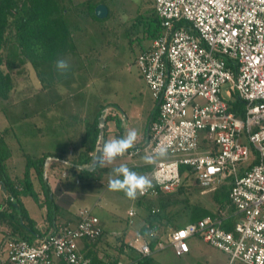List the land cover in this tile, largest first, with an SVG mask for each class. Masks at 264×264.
<instances>
[{"label": "built area", "instance_id": "obj_1", "mask_svg": "<svg viewBox=\"0 0 264 264\" xmlns=\"http://www.w3.org/2000/svg\"><path fill=\"white\" fill-rule=\"evenodd\" d=\"M151 2L160 32L135 64L155 115L146 141L123 157L143 159L166 148L167 158L144 162L154 187L139 198L174 191L184 179L182 165L189 170L186 178L201 188L213 192L227 185L229 198L212 215L171 228L156 248L171 246L182 256L190 251L188 240L199 238L223 251L226 264H264V0ZM227 82L242 102V114L220 96ZM102 113L119 116L110 105ZM127 214L135 216L132 209ZM102 234L98 217L85 207L75 222L56 224L32 242L6 238L0 252L5 250L9 264H89L78 241ZM149 242L137 233L130 244L149 256Z\"/></svg>", "mask_w": 264, "mask_h": 264}, {"label": "rangeland", "instance_id": "obj_2", "mask_svg": "<svg viewBox=\"0 0 264 264\" xmlns=\"http://www.w3.org/2000/svg\"><path fill=\"white\" fill-rule=\"evenodd\" d=\"M63 2L68 10L70 24L74 25L71 39L74 49L59 56L54 62L40 66L41 76H38L36 69L20 54L18 48H12L11 56L6 49L1 50V54L6 55L5 59L17 64L13 68L1 66L11 76V88L5 96H0V136L10 149L6 163L8 173L12 176L23 174L26 156L37 158L41 149L55 147L58 136L64 138V134L71 132L80 135L84 122L91 119L101 105L114 107L119 113V124L116 126L123 128L124 133L127 129H136L138 138L143 136L146 119L154 106L150 91L135 64L138 53L147 48L152 40L144 31V23L153 17L151 0ZM89 3L105 4L109 9L107 15L101 19L92 17ZM58 60L68 62L67 71L61 73L57 70ZM229 86L228 82L221 85L220 96L232 107L237 98L230 94ZM108 123L115 127L114 118H110ZM108 132L106 123V141L109 140ZM79 139L76 135L75 141L78 142ZM66 152L62 156L70 159L77 154L75 152L76 154L70 155L69 150ZM55 155L48 158L70 164L69 160V163L65 162ZM123 163L116 164L118 166L110 163L106 167L114 169ZM57 172L62 173L61 170ZM48 173L53 172L50 169ZM111 177L106 176L100 181L87 179L88 176L78 180L72 175L60 178L64 187L76 196L71 210L89 208L103 226L104 238L108 240L105 247L99 250V256L108 260L119 258L123 264L124 260L137 264L134 261L136 252L125 249L123 245L125 241L134 239L139 232L147 209L136 200H128L123 192L110 191L108 183ZM186 183L189 186L178 199L187 198L192 205H200L212 212L219 208L211 198V191L199 187L192 179H188ZM1 187L0 200L3 195ZM24 203L30 208L35 205L31 197H25ZM183 207L182 203H178L165 211L168 215L172 214L171 219L175 218L174 221L180 223L187 221V210ZM130 209L135 212V216H128ZM30 211L37 216L39 209ZM171 228L160 225L162 239H166ZM1 235L3 240L6 234ZM188 243V253L177 256L171 246H166L160 252L152 254L149 264H195L198 261L203 264H226L228 261V256L223 251L199 238L189 239ZM6 258L5 250L0 252V261L6 263Z\"/></svg>", "mask_w": 264, "mask_h": 264}, {"label": "trees", "instance_id": "obj_3", "mask_svg": "<svg viewBox=\"0 0 264 264\" xmlns=\"http://www.w3.org/2000/svg\"><path fill=\"white\" fill-rule=\"evenodd\" d=\"M96 5L97 4L89 3V13L92 17L99 19L94 13V6ZM67 12L68 10L63 0H0V96H5L7 91L11 88V76L8 72H4L1 66L5 65L8 68H13L16 64L9 59H5L6 55L1 54V50L6 49L10 53L13 47L18 48L20 54L36 69L38 76H41L40 66L49 62L52 63L57 60L59 56L74 49V46L71 44L74 31L72 27H74V25L70 24ZM152 14L153 17L147 19L144 23V31L147 37L150 38L157 36L161 28L160 20L154 14L153 9ZM6 46L8 48H5ZM106 105L98 107L99 109L95 111L94 117L84 122V134L81 138L82 149H80L72 159H69L71 166L86 165L92 161L101 125L103 127V143L106 142L105 124L107 120L114 118L112 115H107L104 117L103 123L100 122V118L103 117L102 109ZM233 105L236 112L240 114L243 113V105L240 100L237 99ZM154 115L155 111L151 110L147 120L149 121ZM118 137L120 138L119 135ZM138 144L141 143H137L135 146ZM9 156L10 149L4 138L0 136V184L5 192V196L0 205V220L10 228L9 235L5 236L0 242V246L8 237L23 238L32 242L54 231V226L50 231H47L48 229L44 230V228L43 230L37 228L35 222L28 216L21 202V197L24 195H31L34 200H39L38 194H36L31 181V170L34 171L40 181H43L44 162L49 154L45 153L37 158L26 156L25 169L21 177L15 175L10 176L8 173L6 160ZM59 156H61V154ZM145 168L150 167L145 165L144 170ZM104 169L106 168L97 164L92 171L85 169H77V171L81 175H84V177L90 176L96 179L100 178ZM130 169L133 170V167L130 166ZM180 170L184 174V179L174 191H159L157 195L153 197L136 199L138 204L143 206L144 209H147L139 233L150 239L149 243L152 253L161 240V232L159 231L160 225L178 228L185 225L187 222L195 221L198 218L214 213L200 205H192L187 201V198L178 199L179 195L184 194L186 192V187L189 186L186 183L188 180L186 178L189 171L188 168L182 165ZM42 183L44 184L45 182ZM45 192V201L51 205L52 201L48 198L47 190ZM211 198L218 204L217 207L226 206L229 203L228 186L224 184L215 189L211 192ZM178 203H182L184 206L183 209L187 210V221L180 223L175 222V218L171 219L172 214L168 215V213H166V209ZM151 233L152 235H150ZM98 239L95 241H86L88 243L87 250L84 251L83 255L89 259V264H118V258H114V260L109 259L110 261H108V259H104L98 255V251L95 248ZM124 245L127 244L124 243ZM135 252L134 261L137 264L150 263L151 255L142 256L137 251ZM195 264L203 263L198 261Z\"/></svg>", "mask_w": 264, "mask_h": 264}, {"label": "crops", "instance_id": "obj_4", "mask_svg": "<svg viewBox=\"0 0 264 264\" xmlns=\"http://www.w3.org/2000/svg\"><path fill=\"white\" fill-rule=\"evenodd\" d=\"M108 11H109V9H108ZM26 117H27V119L29 118V116H26ZM93 117H94V115H93ZM93 117H91V119ZM116 118L114 117L115 123L113 124L115 127L110 125L108 123V120L106 122L108 125V129H109V132L107 133L109 140L113 139L115 136L118 137V135L120 136V138L123 137V134L125 135L123 128H121V127L119 128L118 126H116L117 124H119V117H116ZM147 119H146L144 134L141 138H137L136 144L137 143H143L147 139V130H146V125H147V121H148ZM84 126L82 127V131H81L80 135L77 134L76 132H71L68 134H64L63 135L64 138H61L62 136L61 137L58 136V138L56 139L57 142L54 141V142H56L55 147H52V149H41L38 156H41L45 153H51V154H49V156H54L56 154L55 156H57V158L60 160L61 159L65 160V161L69 160L70 158H68V156H65V157L62 156V153L66 154L67 153L66 151L69 150L70 151L69 154L73 155L75 152L77 153V151L82 149L81 138H82V135L84 133ZM115 129L117 131H115ZM118 130H119V132H118ZM116 133H117V135H116ZM75 134L80 138L78 140V142L75 141V136H76ZM62 140H64V141H62ZM67 144L70 147L66 146ZM60 154H61V156H59ZM48 157L46 158L47 160L45 159V162H44L43 181H40L38 179V177L33 173L34 171L31 170V181L33 183V188H34L36 194H38L39 200L38 201L34 200L31 197V195H24L21 197V202H22L24 208L26 209L28 216L35 222L36 227L40 228L42 230H43V228H44V230L48 229L47 231H50L51 228L53 226H55L56 224L63 223L65 221H70L72 223L75 222L77 220V213L79 211V210H76V211L71 210L76 196L73 193H71V191H69L66 187H64V185L61 182L62 180L60 177L64 176V177L68 178L69 176L72 175L73 177H76V180H78L80 178H83L84 175H81L80 173H78L77 169H79V168L76 167V165L71 166L70 164L61 163V162L57 161L55 158L50 159ZM118 163H120V164L123 163V165H127L129 168H130V166H132L133 171H136L140 174H146L147 171L150 169V168H145V170H144V167H145L144 161L139 156L133 158L130 161L127 160L125 157H118V158H116V160H114L111 163V165H116ZM107 164L108 163L101 165V167H104L106 169H104L100 178H96V179H94V181H97V180L100 181L101 179H104V178H106V176H109V175L112 176L113 168L112 167H110V168L106 167ZM6 165H7V170H8V164L6 163ZM116 166H118V165H116ZM50 169L53 172L51 174L48 173V171ZM58 170H61L62 173L59 174L57 172ZM8 172H9V170H8ZM54 172H55V174H54ZM22 175H15V176L21 177ZM77 175L80 177H77ZM10 176H12V174H10ZM87 179L92 180V177H88ZM42 182H45V183L43 184ZM0 186H2V185L0 184ZM1 190L3 191V195H2V199L0 200V205L2 203L3 197L5 196V192H4L2 187H1ZM46 190H47L48 198H50V200L52 201V204L54 206L52 204L50 205V203H46V201H45V195H46L45 191ZM25 197H31L34 200L35 205H33V208H30V206H28L27 204L25 205V203H24ZM30 209H39V212H37V216L34 213H32L30 211ZM78 209H81V208H78ZM102 228H103V226H102ZM9 229L10 228L8 226H6L0 220V237H1L0 242L2 241V237H3L1 234L3 233V235L6 234L5 236H8L9 231H10ZM104 237H105V232L103 230V234L96 241L95 248L97 249L98 253H99V250H102V248L105 247L104 244H107L108 239L104 238ZM8 238H10V237H8ZM135 239H136V236L134 237V239L130 240L129 242L125 241V243L127 245H124V248L127 250H132L133 252L137 251L130 244V243L134 242ZM161 239H162V237H161ZM87 244L88 243L86 241H80V243H78V246H79L80 251L82 253H84V251L87 250ZM159 250H161V249L156 248L152 254H154L156 252H160ZM172 253L173 252H171V254ZM152 254L150 256L151 258H152ZM128 257H129V255H128ZM165 258H166V256H165ZM118 261L121 263V259L118 258ZM123 262H125L124 264H135L131 260L130 261L124 260ZM0 264H9V263H7V262L4 263L3 261H0ZM165 264H167V263H165Z\"/></svg>", "mask_w": 264, "mask_h": 264}, {"label": "clouds", "instance_id": "obj_5", "mask_svg": "<svg viewBox=\"0 0 264 264\" xmlns=\"http://www.w3.org/2000/svg\"><path fill=\"white\" fill-rule=\"evenodd\" d=\"M56 68L63 73L68 70L69 64L65 60H58ZM137 138L138 132L136 129H127L123 137L104 142L97 150L99 155L95 162L99 165L110 164L116 158L125 156L128 150L135 146ZM166 156L167 149L160 148L154 155H146L143 159L146 164H153L157 158ZM153 187L152 179L145 174L133 171L127 165L114 168L108 183L110 191L123 192L124 196L130 201H135L140 196L146 195Z\"/></svg>", "mask_w": 264, "mask_h": 264}, {"label": "water", "instance_id": "obj_6", "mask_svg": "<svg viewBox=\"0 0 264 264\" xmlns=\"http://www.w3.org/2000/svg\"><path fill=\"white\" fill-rule=\"evenodd\" d=\"M94 13H95V16L97 18H100V19L104 18L107 15V13H108V8H107V6L105 4L99 3V4H97L95 6ZM103 120H104V118L101 117L100 118V122L103 123ZM102 144H103V127L101 125L100 128H99V134H98V138H97V141H96V145H95V150H94L92 161L89 164H86V165H76V167H78L79 169H85V170H88V171L94 170V168L97 165V163L95 161H96L97 156L99 155V153H97V150ZM65 162H68V161H65Z\"/></svg>", "mask_w": 264, "mask_h": 264}]
</instances>
